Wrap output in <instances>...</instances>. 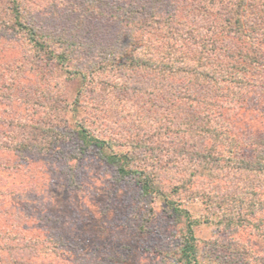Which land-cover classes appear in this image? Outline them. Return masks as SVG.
Returning a JSON list of instances; mask_svg holds the SVG:
<instances>
[{
	"label": "rangeland",
	"instance_id": "374dc122",
	"mask_svg": "<svg viewBox=\"0 0 264 264\" xmlns=\"http://www.w3.org/2000/svg\"><path fill=\"white\" fill-rule=\"evenodd\" d=\"M134 1L121 0L119 7L115 0H22L16 10L14 0H0V241L11 237L15 246L19 231L52 237V251L38 253L35 264H185L181 246L191 224L197 264H264V37L257 32L224 37L227 29L215 24L217 40H230V50L253 45L262 62L238 66L232 77L225 74L231 81L218 77L216 87L224 94L220 98L217 91L211 106L194 101L182 106L178 82L168 81V95L127 90L133 81L128 59L120 71L94 69L88 75L87 65L94 62L109 67L107 51L130 58L131 47L141 46L137 40L161 41L157 32L133 34L120 24L119 15ZM200 1L165 3L180 10V24L195 27L185 10ZM215 5L210 15L219 20L213 12L221 2ZM19 11L37 28L42 49L18 30ZM57 54L66 56L64 63L55 60ZM237 75L246 86L237 85ZM249 82L260 87L249 88ZM234 87L244 92L236 95ZM207 111L220 113L217 126H229L249 146L230 149L222 139L217 143L224 151L212 149L204 168L195 154L192 161L183 154L170 165L172 141L153 145L156 151L147 154V136L155 139L154 131L160 139L163 125L170 131L165 140L191 136L196 145L199 135L188 132L207 121ZM81 127L107 146L82 142ZM208 144L214 147L213 140ZM129 150L135 152L132 166L165 172L152 202L134 175L120 174L104 157ZM249 164L260 170H248ZM16 252L5 255L7 264L20 261Z\"/></svg>",
	"mask_w": 264,
	"mask_h": 264
},
{
	"label": "trees",
	"instance_id": "16d2710c",
	"mask_svg": "<svg viewBox=\"0 0 264 264\" xmlns=\"http://www.w3.org/2000/svg\"><path fill=\"white\" fill-rule=\"evenodd\" d=\"M20 1L22 2V0H14L16 10H19L18 5L20 4ZM115 1L117 6L120 7L121 0ZM163 1L165 3L166 0ZM260 1L201 0L198 4H193V2L191 4L188 3L190 7L186 8L187 10H185V14L189 20V24L196 23L195 27L180 24L177 15L180 10L171 7L167 8L168 5L166 3L163 5L162 0H135L134 2H130V4H126L124 7V13L119 15L120 24L123 28L130 30L133 34L136 31L138 33L147 34L148 36L157 32V36L161 38V41L154 42L150 37H147L145 38V41L142 42L141 39L138 41L136 37H134L141 45L131 47L130 50L132 53L130 54L134 56L126 58L124 55H121L123 52H121L120 55H113L111 52L107 51L106 54L108 58H111V60L108 59L109 67L107 69L106 67L100 68L101 65H97V62H94L93 64L87 65V68H90L88 75L91 71L94 72V69L103 72H107V70L108 72L120 71L122 69L121 67H123V63H125L124 61L128 59L130 62V70L133 73V77H131V80L133 81L126 84L127 90L146 88L147 91L150 90L149 92H158L161 95H168V81H172L173 83L178 82V94L180 96L178 101L180 102L181 99L182 106H189V103L192 101L211 106V100H213L216 92L219 91L221 93L224 89L223 87H219V90L217 89L216 84H218V77H221L220 80L222 81H231L224 78V75L226 74L232 77L231 74H237L239 72L237 67H242V65L244 67L245 63H253V65L256 66L262 62L259 55L260 50L255 49L256 47L253 45L249 48L234 46L230 50V40L225 42L217 40L214 32V28L216 27L215 24L224 26L227 29L225 30L227 33H225L224 37H226L228 33H237L240 37H244L245 35H248L249 32H257V34L260 33L264 37V1ZM220 2V6L222 7L217 8L213 12L217 15V19H220L215 20L213 19L214 15H210L211 10H209V8L216 6L215 4H219ZM119 7L117 10H120ZM257 9L258 11L254 12ZM15 13L16 18L19 14V18L17 19L18 30L23 33L25 39L31 44L42 49V41L37 40L36 38L37 33L35 30H37V28L23 21L21 19L22 15L20 11L19 13ZM99 14L103 15L101 12ZM110 16L118 17L117 14L113 13H111ZM190 20H193V22ZM183 21L186 20L184 19ZM197 21L202 23L199 24ZM255 25H257V27ZM248 28H250V30H248ZM191 46V52L189 51L190 53H187L184 48H189ZM238 58L242 60V63L238 61ZM65 59L66 56L60 54H57L55 57V60L61 63H64ZM94 60H96V58H92L91 62ZM138 71L143 72L141 75L144 76L139 75L137 73ZM156 75L159 76V80L153 79ZM139 76L142 82L139 80ZM237 77V85L244 86L246 81H243L238 75ZM140 84L142 85L136 87V85ZM249 84L251 85L249 88L260 87V85H254L253 82H249L248 85ZM111 85L114 87V84ZM169 88H171V86H169ZM234 91V94L240 95V91L243 90L239 87H234ZM222 94L224 93L220 94V98L223 97ZM205 116L207 121L193 126V130H189L188 132V135L193 134V132L199 135V140L196 142V145L193 146V144L190 143L188 137L191 136H188L187 138L181 137L182 139L177 137L174 139L172 135L169 140H165L164 134H169L170 131L167 126L164 127L163 125L160 139H157V135L154 131L153 134L156 137L155 139H148L147 136V154H153L151 150L156 151L153 145H171L170 142L172 141L173 145L170 147L169 152L172 157H174V162L172 159L170 165L175 164L174 166H176L183 154H186L189 160L193 159L192 157L195 154V160L196 157L199 156L196 160L197 166L203 165L202 167L204 168L210 166V152L213 151L214 153L218 152V154H221L219 152L224 151V149L219 150L218 148L220 146L218 143H222V139L227 141V145H229L228 148L230 149L235 148L237 150L242 148V145L249 146L250 143L248 144L247 142H244L243 138H240L238 135L236 136V134L232 135L229 126H217L216 122L218 121L215 116L220 117V113L207 111ZM155 122L156 121H153L150 128H152ZM79 138L82 142L99 146L101 149H104L107 146L105 140L91 135L89 130L85 127H81ZM191 139L193 140V137ZM208 140L214 141V147H212L211 144H208ZM161 142H163V144ZM256 143L257 142H252L251 144L258 146L262 143V149H264L263 141L260 142V144ZM183 144L185 146L187 145V147L183 148ZM132 145L133 144H131V147ZM134 154L135 152L131 150L130 152L122 153H105L104 157L107 162L117 165V170L120 174L134 175L142 194L149 197L150 202H152V199L157 198V195L160 193L157 184V180L160 176L159 174H164L165 172L158 169H150L149 167H145V165L142 168L132 166L131 161ZM169 159L171 158L165 160L167 161ZM147 161L149 164L148 155ZM241 161L246 160L242 159ZM155 163L158 164V161H155ZM212 163H214V160ZM260 167L261 166L257 165L256 168H253L252 165L249 164L248 170H260ZM159 168L162 169L163 167ZM261 169L264 170V164H262ZM211 171L214 172L213 170ZM175 209L180 211L179 208ZM17 236L18 237L14 239L16 240L15 246L12 244L13 240L11 237L7 238L3 243L2 240L0 241V243H2L0 244V264H7L6 261L8 260V257L5 255H7L9 251H17L16 253H20V261H18L17 264H35L36 260H33V258H37L38 253H46V250H51L55 243L52 241V237L41 233L30 234L26 231H19ZM194 240L195 238L190 224L187 228L186 235L184 236L183 245L181 246V258L185 264H197V253L195 251L196 246ZM17 242L19 247L15 249Z\"/></svg>",
	"mask_w": 264,
	"mask_h": 264
}]
</instances>
